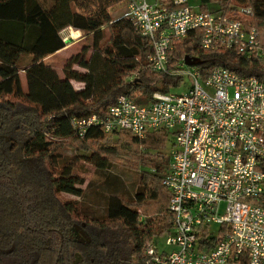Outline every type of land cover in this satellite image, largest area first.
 Segmentation results:
<instances>
[{"label":"trees","instance_id":"1","mask_svg":"<svg viewBox=\"0 0 264 264\" xmlns=\"http://www.w3.org/2000/svg\"><path fill=\"white\" fill-rule=\"evenodd\" d=\"M198 2L197 11L237 12L246 29L264 32V0ZM121 3L126 0H0V264H148L144 251L154 221L163 223L158 232L170 223V193L161 184L169 162L161 152L165 131L142 138L119 131L117 142L105 145L109 134L101 127L91 126L80 137L71 124L74 118H104L119 96L146 103L182 79L150 70L149 40L128 19L111 16ZM66 28L84 33L88 42L65 60L59 78L44 59L65 47ZM200 40L201 32L192 30L176 42L168 70L189 57L198 61L202 79L224 67L264 82V57L205 50ZM62 149L81 153L97 170L119 158L134 160L139 180L133 198L111 195L104 216L80 215L75 224L77 209L57 197L81 195L75 188L81 183L58 159ZM26 163L45 175L31 174Z\"/></svg>","mask_w":264,"mask_h":264},{"label":"built area","instance_id":"2","mask_svg":"<svg viewBox=\"0 0 264 264\" xmlns=\"http://www.w3.org/2000/svg\"><path fill=\"white\" fill-rule=\"evenodd\" d=\"M121 17L149 40L150 70L190 79L184 93L154 92L146 103L119 96L104 118L71 120L80 137L91 126L139 138L171 134L161 177L171 219L162 250L154 237L146 243L148 264H264V82L224 67L202 79L195 66L185 72L183 60L168 70V53L189 31L201 32L205 50H235L248 60L264 57V32L246 29L237 12H200L187 0H126Z\"/></svg>","mask_w":264,"mask_h":264},{"label":"rangeland","instance_id":"3","mask_svg":"<svg viewBox=\"0 0 264 264\" xmlns=\"http://www.w3.org/2000/svg\"><path fill=\"white\" fill-rule=\"evenodd\" d=\"M149 3H153L155 0H146ZM199 0H187L188 6L197 10L199 7ZM125 3L114 6L111 9V16L117 18L121 15L124 10ZM213 7V6H211ZM61 35L66 40V47L60 53L53 54L45 58L46 64L55 68L60 72V68L64 66V62L71 55L77 54L81 47L88 42V37L84 33H73L72 30L62 31ZM89 53H87L86 57ZM74 68L77 69V66ZM79 68V67H78ZM185 72L190 69L189 66H184ZM21 78V84L24 86V76L23 72H19ZM190 79L188 76H182V79L177 87H170L169 91L173 94L184 93L188 88ZM75 87L79 84L74 83ZM167 139L164 144V148L161 150L162 154L166 157L169 155L172 147L173 140L171 134L167 131L165 132ZM108 139L104 141L105 145L115 144L119 133H113L106 135ZM121 136V134H120ZM7 139H4L3 148L1 151H6ZM2 143V142H1ZM96 145H93L94 148ZM59 158L61 164H66L71 168L72 176L76 177L81 183L76 185L75 188L80 189V197H75L70 194H57L58 199L62 202H71L72 205L77 209V212L72 214L73 219L76 221L79 219L80 215H84L90 218H100L105 215V205L107 198L111 195H118L123 199L131 200L137 189V183L139 180V169L138 164L134 160L127 158H119L113 162H108L105 168L97 170L92 164H89L82 159V154L78 152L70 151L69 149H62L59 151ZM26 168L33 175L44 176V171L39 170L30 163H26ZM142 171H149L147 168H143ZM224 209V204L221 206L222 214ZM76 214V215H75ZM170 222V221H169ZM170 224V223H169ZM163 226L162 221L155 220L153 227H155L154 242L156 243L159 250L164 248L163 234L167 231L169 225L163 229V231L158 232L160 227ZM77 231H83L81 227L75 225ZM213 230H217L218 226H214ZM84 233V232H83ZM84 238V237H82ZM85 239L88 237L85 235Z\"/></svg>","mask_w":264,"mask_h":264},{"label":"crops","instance_id":"4","mask_svg":"<svg viewBox=\"0 0 264 264\" xmlns=\"http://www.w3.org/2000/svg\"><path fill=\"white\" fill-rule=\"evenodd\" d=\"M124 10H125V7H124ZM124 10L122 11V13L124 12ZM121 13V14H122ZM67 30H72L73 31V33H76L77 35L80 33L79 31H75V30H73V29H71V28H66V29H64L63 31H67ZM63 37V36H62ZM63 40L65 41V47H66V40H65V38L63 37ZM64 47V48H65ZM64 48H62L61 50H59V51H57L55 54H57V53H60L61 51H63V49ZM72 56V55H71ZM44 62H45V59H44ZM45 64H46V62H45ZM48 65V64H47ZM48 66H50V65H48ZM56 73H57V75L59 76V78H62L63 77V74H62V70H61V68H60V72H58L55 68H53L52 66H50Z\"/></svg>","mask_w":264,"mask_h":264},{"label":"water","instance_id":"5","mask_svg":"<svg viewBox=\"0 0 264 264\" xmlns=\"http://www.w3.org/2000/svg\"><path fill=\"white\" fill-rule=\"evenodd\" d=\"M184 61V64L187 65V66H196L198 64V61L195 60V59H192V58H189V57H185L183 59ZM80 234L82 237L85 238V234L83 233V231H80ZM88 241V239H86Z\"/></svg>","mask_w":264,"mask_h":264}]
</instances>
